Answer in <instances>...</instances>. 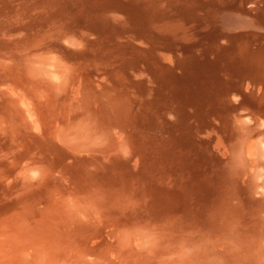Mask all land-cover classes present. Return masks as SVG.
Listing matches in <instances>:
<instances>
[{"label":"bare ground","instance_id":"6f19581e","mask_svg":"<svg viewBox=\"0 0 264 264\" xmlns=\"http://www.w3.org/2000/svg\"><path fill=\"white\" fill-rule=\"evenodd\" d=\"M0 25V264H264V0Z\"/></svg>","mask_w":264,"mask_h":264},{"label":"rangeland","instance_id":"374dc122","mask_svg":"<svg viewBox=\"0 0 264 264\" xmlns=\"http://www.w3.org/2000/svg\"><path fill=\"white\" fill-rule=\"evenodd\" d=\"M10 24V23H9ZM1 26V25H0Z\"/></svg>","mask_w":264,"mask_h":264}]
</instances>
